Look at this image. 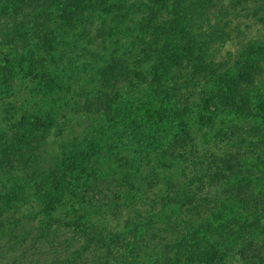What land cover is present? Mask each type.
I'll return each instance as SVG.
<instances>
[{
  "label": "rangeland",
  "instance_id": "374dc122",
  "mask_svg": "<svg viewBox=\"0 0 264 264\" xmlns=\"http://www.w3.org/2000/svg\"><path fill=\"white\" fill-rule=\"evenodd\" d=\"M107 2L106 13L95 12L69 28L51 26L54 13L35 20L41 36L31 26L33 44L43 41V23L49 35L43 48L26 51V59L35 58V69L21 72L20 46L5 44L1 37L20 13L2 10L0 1V74L9 64L16 67L10 89L0 90V264H98L94 257L99 264H141L166 244L179 241L185 222L198 220L209 221L202 233L219 242L215 264H264V120L256 110L264 96V0H210L193 38L204 41L210 33L222 31L224 39L206 50L203 78L193 74V79L190 63L183 60L157 88L161 96L150 83L157 62L154 33L167 27L170 14L162 9L142 28L148 0ZM250 44L259 48L256 59L262 69L251 86L252 110L197 113L216 81L234 82L238 55ZM111 57L121 64L115 92L126 98L125 93H131V99L141 103L140 110L132 111L136 121L148 116V108L164 113L158 119L163 124L152 128L149 146L142 140L139 146L142 135L128 129L134 123L126 114L101 116L98 93L110 90L100 88L99 73ZM41 59L45 61L39 64ZM164 94H170V102ZM40 112L51 114L53 124L47 132L33 129L22 156L19 145L7 148L3 131L25 113ZM200 114L206 122L198 120ZM181 122L190 133V138L181 133L188 141L185 153H169ZM143 128L140 134L147 135ZM92 145L99 150L91 151L87 166L105 174L101 181L109 187L108 201L95 196L92 183L82 184L77 196L66 192L52 213L44 214L34 181L44 182L61 166L64 153L76 146L89 153ZM184 159L193 165L201 162L204 172L194 176L198 166L185 167ZM192 178V190H201L202 201L194 195L200 202H189L187 211L185 203L193 197L186 190ZM67 189L74 190L72 185ZM92 195L100 201H92ZM166 202L180 206L179 224H174Z\"/></svg>",
  "mask_w": 264,
  "mask_h": 264
},
{
  "label": "trees",
  "instance_id": "16d2710c",
  "mask_svg": "<svg viewBox=\"0 0 264 264\" xmlns=\"http://www.w3.org/2000/svg\"><path fill=\"white\" fill-rule=\"evenodd\" d=\"M0 1L2 3V10L11 9L14 11V14L20 13V19L16 20V17H14V23L8 27V30L1 32V37L3 38L2 42L5 44H15L20 46L22 52L24 53L20 56V63L18 66L21 72H25L26 70L29 72L35 69L34 66H37L36 64H33L35 62V58L30 57L26 59V51L34 49L36 46L43 48L46 43L44 40H47L49 35L47 23H43V32L46 31V33H44V35L40 38L43 39V41L40 40L37 44H33L34 42H32V38L30 36L31 31L29 28L31 26H35V20H43L42 18L44 17L45 13H54L55 19L50 21V25H53L54 27L58 25V28H69L72 27L76 22L85 20L88 15H91L95 12L106 13L108 11L107 0ZM209 1L210 0H148V2H150V4L147 5L149 14L146 21L142 23V28H144L145 22L149 23L148 20H153L156 18V13L162 9L166 10L171 16L167 22V27L164 29L162 28L158 33H154L158 46L156 51L157 62L153 71L152 79L150 81L154 88V94L161 96L159 95L161 93L157 88H159L162 83L167 81L174 68L179 67L183 60L190 63L192 67L193 79L196 78L194 76L195 74H197L196 76L203 78L204 75L202 74L207 72L201 71V68H203V66L205 67L204 54L206 50L211 45L215 44L218 39H224V32L222 31L210 33L207 38L204 39V41H197L198 39L196 40L193 38L195 28L208 14ZM39 26L40 24H37V26H35L36 28L34 29L36 30V35L38 38L41 36ZM258 49L259 48L255 44H250L240 51L236 61L237 69L234 82L232 80V84L229 85L228 81L226 80H223L222 84L221 82L218 83V81H216L214 87L210 89L206 95H204L203 101L205 105H203V103H199L202 104V107L197 113L202 112L204 109L210 112L212 115H215L221 111L227 112L229 114H239L247 113L249 110H252L251 106L254 104H251L250 94L253 92L251 86L255 77L262 72L259 61L256 59V56L260 53L257 51ZM44 61L45 59H41L39 64H42ZM107 61L108 62L105 63V66L99 73V76H101L102 80L100 88L103 90H110L109 93L106 91H99L98 93L99 102H101V116L106 117L112 114V112H116L117 116L119 117L126 114V118L133 121L134 123V125L128 129H130V131L133 133L139 131L138 136L142 135V137L138 139L139 146L140 140L149 146L150 140L154 138L152 128L161 126L163 124L162 121L159 122L158 119L159 117H162L164 113H162L161 110L160 112L156 113L155 110L152 111L151 108H148L150 111L148 116L146 118H141L142 120H140V123L136 121L132 111L137 112L140 110L137 107L141 106V103L139 104L131 99V93H125L128 97L126 98L120 92H115L114 87L116 80L119 78L121 73V64L119 59L116 57H111ZM9 65L10 66H8L7 69L3 70L2 75L0 74V90L10 89V84L12 82L11 78L14 76V70L16 67L11 64ZM164 95L165 99L170 102V94ZM262 97H259L260 100L256 104V110L262 120H264V98ZM114 104H116L115 107H112ZM207 106H212L213 108L206 109L208 108ZM198 120L203 123L206 122L207 117H204L203 114H200ZM143 123L150 128H143ZM181 123V126L178 124V126L175 128L173 138L171 139V145H173V149H170V151H168L169 153L178 150H184L185 153V145H187L188 141L181 139V133H184L185 137L189 138L190 133L186 129L187 125L185 122ZM52 124L53 121L51 119V114L48 112H40L38 114L34 113L33 115L25 113L19 122L3 131L1 138L7 144L9 143L7 148H12L15 144L19 145L18 150L21 151L22 156V147H25L26 141L31 138L33 132L32 130L35 129L36 132L45 133L49 127L52 126ZM142 128L148 131L147 135L140 134ZM17 137L20 139H17ZM191 144L192 142L189 145ZM178 146L179 148L181 146V149H177ZM96 150H99V147L94 145L88 149L89 153L76 146L72 151H68L67 153L63 154V162L61 166L47 174V176H45L43 179L44 182L35 185L34 181L33 189H35V197L39 202L40 210L44 214L50 215L52 210L58 206L59 203H61L66 192H72L74 196H77L75 195L76 190L82 184L90 185L92 183L91 186L95 191L94 193H96L95 196L98 194V196L103 197L100 200H104V202L108 201L106 190L109 191V187H104L101 181V178L105 174H102L100 171H95L94 168L92 169L93 165L90 167L87 166L88 159L89 161L91 160L93 157L92 152L94 153ZM143 150L145 149L143 148ZM157 160L159 163L165 165L163 159L161 160V158H158ZM183 165L185 167L191 168L198 166L194 170V176H196L197 173L204 172V170L201 169V162H199L200 166L193 165L188 163L187 159H184ZM177 166L178 165H174L173 167ZM83 176L85 179H82ZM82 181H89V183ZM70 185L73 186V191H68L67 187ZM187 186L186 194L190 193V198L195 195L196 198H199L200 201H202L200 197L201 190L197 188L192 190L193 178L188 182ZM177 190L180 189L178 188ZM91 198L94 202L100 201H96L93 195ZM196 198L193 197L190 201L189 199L187 200L185 203V208L187 211H189L187 209L189 202L192 204V206H195L198 202H200L199 199ZM193 200L198 201H196L197 203H193ZM102 206L106 207L104 203ZM165 206L169 207L171 216H174L176 221L174 224H179L181 222L179 218L183 214V212H180V206L177 209L169 202H166ZM160 214L163 215L162 212ZM245 222L246 223H242V225L245 226V224L248 223L247 219ZM206 224L209 226V221L206 223L201 220L196 222H185L186 227L184 228L182 233L183 235L180 237L179 241L172 244H166L160 253H152L148 259L141 264L217 263L218 257L220 256L219 242L217 239L213 238V236L206 237L205 233H202L205 229V226H207ZM93 261L99 264L97 257H94Z\"/></svg>",
  "mask_w": 264,
  "mask_h": 264
}]
</instances>
